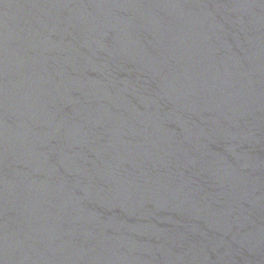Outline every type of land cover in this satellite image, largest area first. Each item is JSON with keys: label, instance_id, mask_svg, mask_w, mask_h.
Segmentation results:
<instances>
[{"label": "water", "instance_id": "1", "mask_svg": "<svg viewBox=\"0 0 264 264\" xmlns=\"http://www.w3.org/2000/svg\"><path fill=\"white\" fill-rule=\"evenodd\" d=\"M0 264H264V0H0Z\"/></svg>", "mask_w": 264, "mask_h": 264}]
</instances>
